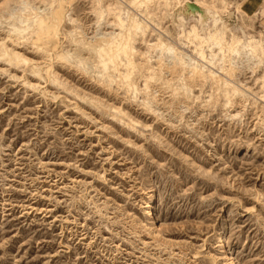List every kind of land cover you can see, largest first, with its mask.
<instances>
[{
  "label": "rangeland",
  "instance_id": "obj_1",
  "mask_svg": "<svg viewBox=\"0 0 264 264\" xmlns=\"http://www.w3.org/2000/svg\"><path fill=\"white\" fill-rule=\"evenodd\" d=\"M231 260L264 264V0H0V264Z\"/></svg>",
  "mask_w": 264,
  "mask_h": 264
},
{
  "label": "bare ground",
  "instance_id": "obj_2",
  "mask_svg": "<svg viewBox=\"0 0 264 264\" xmlns=\"http://www.w3.org/2000/svg\"><path fill=\"white\" fill-rule=\"evenodd\" d=\"M172 4V3H171ZM196 5V4H195ZM170 6V3L169 2H167L166 3V7H169ZM196 7V6H195ZM200 7V6H199ZM188 8V7H187ZM198 8V7H197ZM191 9H193V8H191ZM190 10V9H189ZM174 12V11H173ZM181 12V11H180ZM185 12V11H184ZM182 13V12H181ZM190 13H191V10H190ZM201 13V12H200ZM199 13V14H200ZM227 13V12H226ZM221 14V13H220ZM167 15V14H166ZM177 15V14H176ZM188 15H189V13H188ZM193 15V14H192ZM196 15V14H195ZM232 15H233V13H232ZM171 15L169 14V17H170ZM185 16V15H184ZM186 16H187V14H186ZM228 17V16H227ZM119 18V17H118ZM121 18V17H120ZM147 18V17H146ZM150 18V17H149ZM207 18V17H206ZM184 19H186V18H184ZM198 19V18H197ZM196 19V20H197ZM221 19L222 18H220L219 16H218V14L216 13V12H213V14H212V17H211V25L213 26V27H217V30H216V32L214 33V34H212V35H210L209 37H210V40H213V43H214V45L216 44V45H218L219 44V42H220V40L222 39V38H224V36L226 35V28L223 26L222 27V25H221V27L222 28H220V29H218V26H219V23L221 22ZM229 19V18H228ZM119 20V19H118ZM152 20H154V19H152ZM180 20V25L179 26H181V27H183L184 26V24H183V22H182V18H180L179 19ZM187 20V19H186ZM224 20V19H223ZM184 21V20H183ZM194 21V20H193ZM204 21H206V20H199L198 21V23H199V25H202L203 24V22ZM119 22H122V21H119ZM225 22V21H224ZM118 23V22H117ZM147 23V22H146ZM25 24H27V23H25ZM123 24V23H122ZM150 24V23H149ZM152 24V26H153V23H151ZM225 24V23H224ZM231 26V25H230ZM24 27V26H23ZM134 28H136V30L137 31H141V27H140V25L138 24V23H134ZM151 28V27H150ZM133 29V28H132ZM236 29V28H235ZM135 30V31H136ZM134 31V32H135ZM182 31L184 32V29H182ZM205 31H206V28L204 27V26H201V30L199 31V33L198 32H196V31H194V34H195V36L196 37H198V38H200V39H204V36H202L203 34H205ZM138 33V32H137ZM143 33V32H142ZM124 36V35H123ZM136 35H134V37H135ZM128 37V36H127ZM244 37V36H243ZM129 38V37H128ZM245 38V37H244ZM130 39V38H129ZM246 39V38H245ZM158 41V40H157ZM248 41V40H247ZM124 44V43H123ZM126 45V44H125ZM127 46H128V42H127V45H126V48H127ZM220 46V45H219ZM256 46H258V44L256 45ZM251 47V46H249V48L251 49V53L252 54H254V53H256L257 51H258V48L257 47ZM162 47V46H161ZM210 47V46H209ZM217 47V46H216ZM237 47V46H236ZM111 48V47H110ZM125 48V47H124ZM126 48H125V50H126ZM246 48V46L245 45H242V49H245ZM92 49V48H91ZM132 49V48H131ZM95 50V49H94ZM134 50V49H133ZM168 50H169V52H172L174 55L176 54V50L174 49V48H170V47H168ZM223 50V49H222ZM110 51L112 52V48L110 49ZM110 51L108 50V49H101L99 52L101 53H103V55H104V59H103V67L106 69V67H108V66H110L111 64H113V58H112V54L110 53ZM221 51V50H220ZM126 52V51H125ZM128 52V51H127ZM126 52V53H127ZM133 53V52H132ZM136 53V52H135ZM234 54V53H233ZM236 54V53H235ZM3 55H5V54H3ZM7 55V54H6ZM5 55V56H6ZM126 55V54H125ZM185 54H183L182 56H184ZM237 55V54H236ZM128 58H129V56H128ZM188 58V57H187ZM120 59V58H119ZM176 59H178V62L180 63V64H183L182 63V57H176ZM186 59V58H185ZM190 60V59H189ZM191 61V60H190ZM129 63H131V62H129ZM230 64V63H229ZM127 66V65H126ZM131 67V66H130ZM134 67L136 68V65H134ZM133 67V68H134ZM195 69V68H194ZM220 70V69H219ZM133 71V70H132ZM224 72V71H223ZM211 75L212 76H214V77H217V73H216V75L213 73V72H211ZM127 77V76H126ZM125 77V78H126ZM212 81V80H211ZM226 87V86H225ZM225 92H226V90H225ZM228 94V93H227ZM122 121V120H121ZM153 208H155L154 207V205H153V203H149L148 204V207L146 208V213H145V215L147 216V217H149L150 219H153L154 218V211H153ZM216 243L217 244H219V246L221 247V248H223V245H224V232L223 231H220V234H218V236L216 237ZM224 252V251H223ZM230 264H236L235 262H234V260H231L230 261Z\"/></svg>",
  "mask_w": 264,
  "mask_h": 264
}]
</instances>
